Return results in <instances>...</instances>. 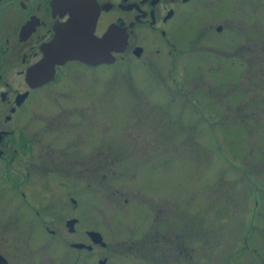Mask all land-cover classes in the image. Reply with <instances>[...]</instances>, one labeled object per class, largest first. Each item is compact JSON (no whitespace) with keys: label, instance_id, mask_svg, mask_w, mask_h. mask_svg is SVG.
<instances>
[{"label":"rangeland","instance_id":"rangeland-1","mask_svg":"<svg viewBox=\"0 0 264 264\" xmlns=\"http://www.w3.org/2000/svg\"><path fill=\"white\" fill-rule=\"evenodd\" d=\"M199 13L187 36L209 17L223 30L205 24L210 38L190 51L181 76L163 60L147 76L141 65L73 62L68 95L57 92L58 104L49 96L35 119L59 129L44 125L40 137L55 139L54 149L36 151L63 152L53 167L93 180L91 190L80 182L76 198L83 224L106 236L94 264L103 255L107 264H264V0H218ZM59 180L50 190L30 183L31 204L0 181V245L13 264L74 261L67 244L36 255L24 241L40 231L37 214L66 231L73 211L62 198L72 187Z\"/></svg>","mask_w":264,"mask_h":264},{"label":"flooded vegetation","instance_id":"flooded-vegetation-1","mask_svg":"<svg viewBox=\"0 0 264 264\" xmlns=\"http://www.w3.org/2000/svg\"><path fill=\"white\" fill-rule=\"evenodd\" d=\"M90 1L94 6L90 7V12L95 13L84 14L79 19L80 15L56 6L55 0H0V181L14 189L23 203L30 201V204L32 200L35 201L33 195L29 197V185L32 182L46 185L50 190L61 177L60 185L72 187V192L62 198L63 202L65 200L71 204L73 211L64 219L66 231L43 225L46 222L54 223L56 218L45 219L37 214L35 223L40 231H30L24 237L27 244L33 242L40 248L36 255L48 249L47 246L51 248L52 244H67L65 248L72 250L75 255L74 261L66 264H94L95 253L107 245L103 232L95 230L90 224L84 225L77 213L76 196L80 182L91 190L93 180L77 182L79 175L76 170L53 167L57 157H53V154L63 152L36 151L38 144L54 149L55 139L45 145L40 133L46 131L44 125L49 130H59L57 124L49 122L38 127L39 123L35 119L44 114L43 107H46L49 96L58 104L60 95L57 92L61 90L68 95L62 88L67 76L66 68L73 62L93 69L116 63L128 64L133 68L141 65L145 68V75H159L157 63L163 60V63H169L168 71H176L177 76H181V72L188 68L190 51L198 49L204 36L210 38L211 33L206 32L205 24L217 18H207L195 27L193 34L187 36L189 30L185 29L192 23L194 15L200 14L201 9H211L218 0ZM87 26L89 29L86 33ZM209 29L208 32L214 34H221L223 30L221 24L213 22ZM61 30L63 38H70L81 47L90 37L110 38L108 51L112 61L89 64L78 58H57L61 54V48L57 46ZM48 58H53V65H45ZM48 159L53 163L46 165ZM73 219L74 222L69 224ZM93 231L101 233L100 241H94ZM75 235H79V240H68ZM2 246L0 256L4 262L0 264H13L12 257ZM97 264H107V256L98 258Z\"/></svg>","mask_w":264,"mask_h":264},{"label":"water","instance_id":"water-1","mask_svg":"<svg viewBox=\"0 0 264 264\" xmlns=\"http://www.w3.org/2000/svg\"><path fill=\"white\" fill-rule=\"evenodd\" d=\"M56 6L66 8L69 11H72L75 15L78 14L79 19H81L84 14H94L95 11L90 12V7L93 6L90 0H55ZM94 7V6H93ZM91 22L89 23L90 26ZM70 27V24L68 25ZM89 26L85 29V32H88ZM69 29V28H68ZM63 30H61L57 37V46L61 48V54L57 55V58L68 59V58H78L89 64H98V63H110L112 57L109 53V40L108 37L97 38H88L82 45L74 43L70 38H63ZM87 36V35H86ZM56 58V59H57ZM53 58L51 60L45 61V65H53ZM75 219L70 220L69 224H72ZM94 241H100L101 235L98 232H92ZM4 262V259L0 256V263ZM103 262V261H101Z\"/></svg>","mask_w":264,"mask_h":264}]
</instances>
